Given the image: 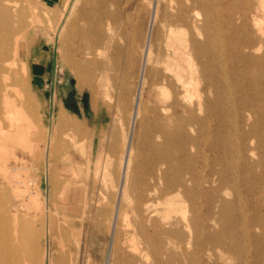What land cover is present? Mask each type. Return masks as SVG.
I'll list each match as a JSON object with an SVG mask.
<instances>
[{
	"label": "bare ground",
	"instance_id": "1",
	"mask_svg": "<svg viewBox=\"0 0 264 264\" xmlns=\"http://www.w3.org/2000/svg\"><path fill=\"white\" fill-rule=\"evenodd\" d=\"M75 1L67 3L66 13L74 8ZM156 1L136 96L143 100L149 132L162 141L147 142L149 155L141 163L144 169L140 176L135 175L138 166L132 149L121 159L119 196L116 204H111L110 264H181L184 256V263L200 264L203 253L211 254L218 243L211 225L222 224L221 217L228 209L224 191L232 188L241 200V163L246 173L242 177L246 193L255 197L264 191V141L255 137L251 128L242 135L246 139L255 137L257 145L237 149L235 135L241 131L237 123L233 126L235 116L229 117L236 107L250 112L256 96L248 100L246 90L257 88L259 79H264V0ZM160 2L165 5L160 6ZM28 18L23 0H0V264H55L52 248L58 251L56 264H79L90 224L87 228L82 221L76 230L77 223L68 219L66 203L69 188L76 191L79 187L78 160L92 164V155H86L81 142L89 132L70 122L63 109L56 116L54 128L52 124L45 129L39 125L37 106L29 91L28 65L21 62L28 49L23 44L30 33ZM63 24L57 39L61 38ZM104 66L100 64L102 69ZM249 69H256L260 78L249 80L245 74ZM77 76L82 87L80 74ZM223 116H228L227 120H218L217 140L211 143L212 120ZM236 119L238 122L241 116ZM225 130L235 133L227 139L231 160L237 163L231 168L233 182L223 171L229 149L220 139ZM65 140L73 152L64 149L66 156L62 158L60 150ZM194 147L200 149L193 152ZM218 152L223 155L221 159ZM212 153H217L213 163ZM249 153H257L259 160L251 162ZM26 157L31 158V167ZM43 165L50 185L47 198L41 191V178L35 177ZM255 167H261V172L256 173ZM66 172L72 177H65ZM255 207H260L259 201ZM244 214L240 213L244 221L240 233L229 234L250 241L251 249L218 244L225 253L247 259L254 246L261 245L250 229L258 227L260 219L249 225ZM96 226L94 222L92 227ZM201 238L206 240L205 248L198 242ZM195 241V251L187 254Z\"/></svg>",
	"mask_w": 264,
	"mask_h": 264
},
{
	"label": "rangeland",
	"instance_id": "2",
	"mask_svg": "<svg viewBox=\"0 0 264 264\" xmlns=\"http://www.w3.org/2000/svg\"><path fill=\"white\" fill-rule=\"evenodd\" d=\"M68 2L71 4V0H23L28 11L30 33L23 42L28 49L27 55L21 58V62L28 65L29 91L37 106L41 128L50 127L51 124L54 128L56 116L60 109H63L70 122L83 126L89 132V135L81 139V142L85 147L86 155L91 153L92 164L89 166L85 159L78 160L79 173L76 180L79 187L76 191L74 187L69 188L72 192L70 191V199L66 203L70 214L68 219L77 223L76 230L80 228L79 224L82 221L86 223L87 228L90 224V228L86 229L89 235L85 242L86 248L84 246L80 254L79 264H110L112 242L110 232L113 223L111 204H116L119 196L118 188L123 170L121 159L132 149L133 160L138 166L134 170L135 175L140 176L144 169L141 163L149 155L147 142L152 139L160 144L162 141L159 138H153V134L149 132V123L144 119L143 100L137 99L136 96L147 31L152 10L157 1L76 0L74 8L66 13L65 7ZM164 5V2H160V6ZM261 15L259 13V16ZM251 20L252 18L249 17L252 28ZM62 24L64 29L61 38L57 39V31ZM54 56L57 58L55 87L52 86ZM101 63L105 64L103 69L100 67ZM77 73L83 81L82 87ZM245 74L249 80L251 77L254 78L253 81L257 80L255 77L260 78L256 69H249ZM254 87L252 90H246L248 100L256 96L250 106L252 107L250 112L236 107L229 116L231 118L235 116V120L232 119L233 126L234 123L238 124L240 134H230L225 130L220 136L221 143L225 142L229 148L225 155L227 160L223 164L225 166L223 171L227 180L231 182H233L231 168L236 167V162L231 160V145L227 139L235 135L238 139L235 140L238 142V144L235 143L237 149H243L246 144L255 147L257 145L255 137L264 141V79L261 77L258 87L255 90ZM146 93L144 89L143 97ZM234 97L239 95L234 94ZM214 102L212 99V107L215 106ZM138 108L140 111L136 117ZM237 115L241 116L238 122H236ZM227 117L213 118L211 143L217 140L218 120L224 122ZM251 128L254 129L255 137L246 139L242 133L248 132ZM228 129L230 130V127ZM60 141H64L62 135ZM65 142V147L60 150L62 158L66 156L64 149L73 152L68 140ZM198 149L200 147H194L193 152ZM44 150L45 147L42 145L41 159H44ZM218 154L220 155L218 158L221 159L223 155L219 152ZM216 155L217 153L211 154V163L217 160L214 159ZM248 158L251 162L259 160L257 153L254 155L249 153ZM26 160L28 167H31L32 164L29 165L33 163L31 158L26 157ZM34 165L38 166V163ZM238 170L241 200L240 202L237 200L232 188L224 191L223 199L227 202L228 209L221 217L222 224L216 222L211 225L212 232L218 234V243H228L238 250L245 247L251 249L250 241L246 242L229 234L240 233L244 224L240 213L245 212L244 216L249 225L255 219H260V225L250 229L255 236L259 237L261 245L254 246L253 253L247 254V259H244L245 257L237 258L236 255L225 253L224 249L216 243L213 245L211 254L203 253L200 264H264V191L260 194L258 192L255 197L247 194L242 181V177L246 174L242 163ZM261 170V167H255L256 173ZM35 173L37 179L41 178L38 179L41 191L47 198L50 185L46 181L44 165ZM248 176L250 174H247ZM65 177H72L71 173L66 172ZM136 183H138L137 180ZM252 189L256 194L258 190L255 184ZM256 201H259L260 207H255ZM218 211L217 207L216 212ZM94 222L97 225L95 229L92 227ZM102 234H107L106 238L102 237ZM252 241L254 244L253 238ZM198 242L203 248L207 246L204 238ZM196 247L195 241L193 246L187 248L189 251L187 254L193 253ZM51 253V258L56 264L57 249L52 248ZM184 258L185 256L182 257L181 264H197L193 261L184 263Z\"/></svg>",
	"mask_w": 264,
	"mask_h": 264
},
{
	"label": "water",
	"instance_id": "3",
	"mask_svg": "<svg viewBox=\"0 0 264 264\" xmlns=\"http://www.w3.org/2000/svg\"><path fill=\"white\" fill-rule=\"evenodd\" d=\"M56 74H57V58L54 56L53 65H52V86L55 87L56 83Z\"/></svg>",
	"mask_w": 264,
	"mask_h": 264
},
{
	"label": "crops",
	"instance_id": "4",
	"mask_svg": "<svg viewBox=\"0 0 264 264\" xmlns=\"http://www.w3.org/2000/svg\"><path fill=\"white\" fill-rule=\"evenodd\" d=\"M37 62H35V64H36Z\"/></svg>",
	"mask_w": 264,
	"mask_h": 264
}]
</instances>
